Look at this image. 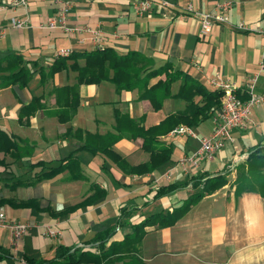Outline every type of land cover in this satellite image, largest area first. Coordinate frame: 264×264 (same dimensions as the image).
I'll return each mask as SVG.
<instances>
[{
  "label": "crops",
  "instance_id": "0c3cea01",
  "mask_svg": "<svg viewBox=\"0 0 264 264\" xmlns=\"http://www.w3.org/2000/svg\"><path fill=\"white\" fill-rule=\"evenodd\" d=\"M63 1L70 3L68 27L100 28L104 47L119 55L138 52L156 68L170 63L209 91L227 81L246 99L244 83L264 62V0H232L228 21L207 32L200 31L193 11L216 14L223 0H166L167 6L143 13L136 12L137 0ZM8 2L0 0V207L9 220L34 227L15 245L0 227V246L11 254L0 264H26L27 257L63 264L57 256L65 249L83 254L79 264H123L86 259L112 249V256L135 250L144 264H264V197L236 196L233 185L236 166L253 151L264 153V100L250 108L244 127L230 130L231 139L211 159L196 168L183 165L180 159L199 148L213 122L208 113L196 117L194 136L169 135L170 125L162 121L188 104L177 96L180 80L156 110L138 99L136 89L117 94L107 80L77 83L69 66L48 76L56 50L97 48L87 33L80 42L74 32L41 27L55 16L56 0H27L16 8ZM14 18L26 20L25 26L13 27ZM22 65L31 73L25 85L12 76ZM164 78L159 73L148 86ZM253 91L264 96V68ZM193 101L203 103L200 95ZM115 113L123 115L118 125ZM130 118L144 129L155 127L157 145L144 148L141 137L132 138ZM161 148L170 149L169 159L156 166L151 151ZM218 176L226 183L188 205ZM165 185L174 188L154 198ZM46 227L55 235H47ZM107 232L112 234L103 240Z\"/></svg>",
  "mask_w": 264,
  "mask_h": 264
},
{
  "label": "trees",
  "instance_id": "16d2710c",
  "mask_svg": "<svg viewBox=\"0 0 264 264\" xmlns=\"http://www.w3.org/2000/svg\"><path fill=\"white\" fill-rule=\"evenodd\" d=\"M54 59V58H53ZM71 59L73 62L70 65L66 64V60ZM79 59L84 60V65L79 66L77 61ZM70 67L77 73V83H99L107 80L114 85V89L117 94L122 91L138 90V99H147L150 101L154 109H160L162 100L166 97L172 96L170 93V85L176 80H180L178 97L184 98L188 104L185 112L179 114H172L167 116L162 123H167L172 129L174 126L180 123H185L189 126L195 125L196 117H206L208 113H212L213 110L218 106L222 92L220 90L209 91L206 90L201 84L192 80L187 74L178 70H173L172 65L167 63L160 68L154 67V62L143 56L138 52H128L124 55L117 54L110 47L97 48L88 52L74 53L72 52L69 56L55 58L53 64L48 70V76H51L56 71H60L64 68ZM164 74V79H159L156 83L148 86L149 80L156 77L158 74ZM30 71L26 70L22 65L12 76L16 77V80H22V85H25L30 78ZM22 78V79H19ZM73 89V88H72ZM74 92V90H73ZM69 94L68 96L72 95ZM195 95H200L202 98V105H198L193 101ZM248 98V95L246 99ZM241 99V98H240ZM246 99H241L245 101ZM73 112V111H72ZM74 113V112H73ZM211 115V114H210ZM123 115L115 113L116 124L118 125L119 119ZM60 119V117H58ZM61 120V119H60ZM130 130L132 132V138L141 137L142 147L149 145H157L155 141L154 129L155 127L144 129L139 123L133 121V119H127ZM161 124V123H160ZM159 124V125H160ZM1 145V144H0ZM157 151V152H156ZM156 151H151L152 163L159 165L162 161L169 159L170 149L161 148ZM159 152L165 154L157 157ZM156 152V153H155ZM167 152V153H166ZM40 162L36 163L38 165ZM60 167L51 168L48 172H44L35 177L34 180L26 182V184H33L39 180L44 179L47 176L54 174ZM210 180L211 183L208 188H205L201 193L197 194L195 198L188 201V205L199 200L206 192L213 191L217 187L222 186L226 183L224 177ZM220 178V179H219ZM208 181V180H207ZM234 194L236 196L244 192H255L264 197V153H260L258 150L251 152L246 160L239 163L236 166V175L234 179ZM206 187V186H205ZM174 187L172 185H165L158 188L154 194V198L161 197L169 193ZM153 217V216H151ZM151 221V218H149ZM149 223V220H145L139 224L138 227H144ZM112 232H107L103 235V240L111 236ZM112 244V243H111ZM130 252L127 255H114L115 249L108 252L102 250L101 254L89 255L86 259L97 261V257L104 258V263L113 262L115 260L122 261L123 264H144L139 258L136 252ZM11 257L8 250L0 246V260ZM63 257V264H79L82 261L83 254L75 256L69 249H65L63 255L57 256ZM26 264H47L53 263L54 260H35L27 257L25 259ZM97 264H101L97 261Z\"/></svg>",
  "mask_w": 264,
  "mask_h": 264
},
{
  "label": "built area",
  "instance_id": "2783aa9c",
  "mask_svg": "<svg viewBox=\"0 0 264 264\" xmlns=\"http://www.w3.org/2000/svg\"><path fill=\"white\" fill-rule=\"evenodd\" d=\"M56 3L58 4V7L55 16L46 20L44 24H41L42 28L62 29L64 31L74 32L80 37V42L84 41L81 36L82 33H87L89 35V40L96 48L104 47V33L100 28L90 26L68 27L66 20L70 9V3L63 0H56ZM26 4L27 0H9L8 2V5L12 8L26 6ZM168 4L169 3L166 0H137L135 3V9L137 13H143L150 10L153 6L160 8L162 6H167ZM232 4V0H223L218 4V13L213 15L210 13L193 11L190 4L187 5V10L193 11V16L197 18L199 23L200 31L207 32L211 30L213 25L228 21V12L232 7ZM25 23L26 20L21 18H14L11 20V25L17 28L24 27ZM71 53L72 50L70 48L59 49L54 52L53 58L66 57ZM262 53L264 56V46ZM263 68L264 62H261L259 71ZM259 71L249 76L244 83V88L248 95V98L245 101H242L239 98L237 94V85L227 81L217 83L218 90H220L222 94L218 106L211 114L213 122L212 131L210 135L202 136L200 138V146L195 152L190 156H185L180 159L181 164L189 165L191 168L198 167L202 160L211 159L214 154L222 149L225 143L231 139L230 130L232 128L244 127L247 124L250 108L264 100L263 95L255 94L253 91ZM169 135L194 136V132L191 127L179 124L169 132ZM0 227L9 230L11 243L12 245H15L24 235L31 231L34 224L9 220L6 210L3 207H0ZM45 233L53 236L56 232L50 227H46Z\"/></svg>",
  "mask_w": 264,
  "mask_h": 264
},
{
  "label": "rangeland",
  "instance_id": "374dc122",
  "mask_svg": "<svg viewBox=\"0 0 264 264\" xmlns=\"http://www.w3.org/2000/svg\"><path fill=\"white\" fill-rule=\"evenodd\" d=\"M115 92H116V91H115ZM92 99H93V98H92ZM92 99H88V100H92ZM182 124L185 125V126H189V125H187V124H185V123H182ZM178 125H179V124H177L176 126H178ZM176 126H174V127H176ZM174 127H173V128H174ZM189 127H191V126H189ZM173 128H172V129H173ZM172 129H171V130H172ZM171 130H170V131H171ZM170 131H169V132H170Z\"/></svg>",
  "mask_w": 264,
  "mask_h": 264
}]
</instances>
